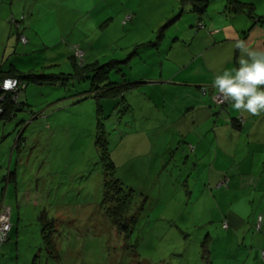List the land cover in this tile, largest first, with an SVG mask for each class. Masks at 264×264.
Listing matches in <instances>:
<instances>
[{
	"label": "rangeland",
	"instance_id": "obj_1",
	"mask_svg": "<svg viewBox=\"0 0 264 264\" xmlns=\"http://www.w3.org/2000/svg\"><path fill=\"white\" fill-rule=\"evenodd\" d=\"M223 2L210 0L208 11L219 9ZM186 6L180 0H0V68L5 70L13 64L19 73L57 75L55 85L27 83L19 100L29 105L36 117L31 120V114L17 113L16 118L1 120L0 136L6 132V138L14 140L19 125L24 127L30 121L22 134L26 143L18 146L23 153L20 155L17 151L13 157V165L18 161L23 173L18 183L19 189H23L17 200L30 202V206L37 202L31 211L37 209L38 215L45 210L54 221L55 254L58 255L49 257L41 239L36 240L38 246H29L35 243L31 237L35 226L32 224L28 226L29 239L20 242L23 249L25 244L29 248L27 257L22 250L17 260L15 252L12 259L6 257L3 263L264 264L261 257L264 139L256 143L260 144V150L254 149L249 159V148L253 149L251 140L244 137V141H238L235 162H244V179L251 180L244 191L236 192L233 201L221 197L219 207L213 211L207 197L210 194L205 182L208 176L201 175L206 158L196 160L188 144L180 143L184 137L176 136V129L173 136V129L166 122L152 127L155 116L165 120L175 112L170 113L169 106L164 109L159 104L157 108L154 102L143 101L142 95L137 96L141 100L135 103L137 89L127 93L132 100L129 113L120 114L117 110L112 113V109L105 120L109 146L114 149L118 164L116 176L130 196L127 216L137 213V222L129 229L128 236L110 223L105 204L102 205L104 186L99 148L95 144V103L91 97L80 100L74 97L78 92L89 91L93 73H88V78L74 73L71 48L78 45L85 53L87 64L124 60L135 50L140 35L149 32L150 27L161 23V28L167 31L165 43L177 32L176 27L181 30L187 25L194 13L188 9L189 4ZM206 12L202 18L207 17ZM135 13H138L136 21ZM169 13L176 21L172 28L164 20ZM126 15L130 18L124 26L122 21ZM11 16L17 20L24 16L19 32L27 40L25 45L17 40L16 27L8 22ZM216 16L231 20L233 15ZM235 22L239 23L240 19ZM157 35L158 30L154 37ZM181 78L179 75L177 79ZM121 79L114 71L109 74L111 82L121 83ZM125 79L132 80V75ZM215 94L212 96L217 101L223 99ZM215 118L219 127L225 120L229 121L223 114ZM135 131L143 133L137 143ZM156 134H160L157 142ZM211 139L208 136L204 141ZM216 148V167L219 171L229 170L234 161L224 159L222 146ZM228 149L233 151L230 146ZM150 154L154 156L152 169L146 168V159H143ZM141 156L138 167L135 157ZM143 197H148L147 202L137 212L136 206L142 203ZM211 213L212 219L208 216ZM223 221L227 222L226 229Z\"/></svg>",
	"mask_w": 264,
	"mask_h": 264
},
{
	"label": "crops",
	"instance_id": "obj_2",
	"mask_svg": "<svg viewBox=\"0 0 264 264\" xmlns=\"http://www.w3.org/2000/svg\"><path fill=\"white\" fill-rule=\"evenodd\" d=\"M223 1V6L218 7L219 9L213 8L210 12L208 9L206 10L208 18H202V15L199 17L194 13L189 23L186 22L187 25L183 26L181 30L176 27L177 32L165 43L167 31L161 28V23L150 27L151 30L141 34V37L135 42V48L143 47L144 49L137 56L135 55V66L133 65L131 69L132 78L146 82L139 85L137 90L138 96L142 95L143 101L147 103L154 102L157 108L159 104H162L164 109L169 106L170 113L175 112L173 116L168 114L165 120L155 116L156 119L152 127L158 123L161 126L162 121L166 122V126L173 129V132H171L173 136L176 129V136L184 137L185 140L182 142L186 143L187 140L188 146H192L190 152L196 160L206 158L204 166L201 168V171L204 170V174L201 175L208 176L205 182L210 194L207 197L213 211L219 207L221 197L233 201L232 197L238 194L236 192L244 191L248 187L246 183L251 180L246 181L244 179V162H235L237 158L234 154L237 151L238 141H244V137L251 140L250 146L253 149L248 146L249 155L247 158L249 159L251 157L250 153H253L254 149L260 150V144L256 145V143H260V140L264 139V115L253 116L246 112L237 111L229 103L228 115H226L229 117V121L225 120L222 126L219 127L217 117L215 118V108L211 100V96L215 92L213 81L215 75L222 73L223 70L238 67V59L241 53L235 48V44L238 41H243L250 49L264 50V22L253 23L245 12H241V16H235L237 14L234 12L232 4L228 0ZM237 1L252 4L255 15H264V0ZM186 4L188 3L185 2L187 8ZM188 9L191 11L190 5ZM227 13L233 15L231 20H227L228 17L216 16ZM171 14L169 13V16L164 18L165 21L168 20L167 27L173 26L176 22H171ZM137 17L138 13H135V21ZM237 18L240 19L239 23L235 22ZM200 21L203 24L202 27L199 26ZM157 30L158 34L161 31L163 35L159 42L158 40L155 41L158 42L156 48L152 40H154ZM163 75L167 77H163ZM179 75L183 78L177 79ZM140 100L139 97L138 101ZM240 115L243 117L244 122H236L237 127L231 125L230 118L235 119ZM149 126L151 127V123ZM222 133L223 135H221ZM208 136L212 137L211 141H204ZM159 137L160 134L155 135L156 142L159 141ZM140 140L138 133L135 134V143ZM254 141L255 145L252 144ZM12 144L11 138L2 140L0 138V162L3 164L0 167V203L3 201L11 206V220L17 226L18 234L16 237L20 241H26L29 239L28 229L23 224L38 226L39 223V218L34 219L33 216L37 213V209H33V215L31 211L37 205V202L32 207L30 202H18L17 200L23 188L19 189L14 185V187L12 186L7 169L8 164L10 169L13 165L14 153L11 158L9 157ZM216 146H222L221 155L225 160L234 161V164L228 168L229 170L219 171V168L216 167L218 158V148ZM229 146L232 147V152L228 149ZM243 149L244 144L240 151L242 152ZM172 150L173 148L170 151ZM176 155L177 152L173 157ZM144 158L146 159V168L152 169L154 156L150 154L143 156ZM141 159L142 156L135 157L136 166L140 167L138 162ZM193 166L196 169L195 163H193ZM229 174L232 175L229 187L221 189L218 185L219 180L223 175ZM3 189L5 191L4 198L1 193ZM14 201L16 202L14 203ZM214 204L216 206H213ZM208 216L211 217L210 219L214 218L213 213L208 214ZM227 218L229 220V216ZM21 224L22 227L20 228ZM35 226L33 232L39 229ZM16 249H18V252L21 250L20 246L18 248L16 246ZM13 250L14 245L7 247V256H11ZM205 258L204 256L203 259ZM0 264L5 263L0 262Z\"/></svg>",
	"mask_w": 264,
	"mask_h": 264
},
{
	"label": "trees",
	"instance_id": "obj_3",
	"mask_svg": "<svg viewBox=\"0 0 264 264\" xmlns=\"http://www.w3.org/2000/svg\"><path fill=\"white\" fill-rule=\"evenodd\" d=\"M229 3L232 4V8L236 14L245 12L252 20L253 23H259V22H264V15L258 16L255 15L254 10H253V5L252 4H247V3H242L237 0H228ZM181 3L187 2L191 6V12L199 15H203L208 7L209 0H180ZM127 17L130 18L129 15H126L124 20L122 21L123 25H126ZM128 18V19H129ZM175 19H172L171 22H174ZM24 21V16H21L18 20L15 19L14 17H10L8 19V22H10V25H14L16 27V30L18 31L17 34V40L21 42V44L25 45L27 43L26 38L19 32L21 29V23ZM199 26L202 27L203 24L200 21ZM163 35V32L159 31V34L157 35L158 37L154 38L152 42L154 43L155 47H158V42L161 39ZM24 37V41L21 40V37ZM158 40V42H155ZM143 47H138L135 48L134 51L130 52L126 59L124 60H111L108 63L104 65H99L97 61H93L91 63H85V53L81 50V48L77 46H73L71 48L72 50V55L71 61L73 66L76 68L75 72L76 75L80 74L81 78H85L93 73L92 76V81L90 84V89L89 91L86 92H78L74 94V97L83 99V98H90L94 101L95 103V116H96V135H95V144L99 148V161L102 166V174H103V198H102V205L105 204V210H106V217L110 221L112 225H114L119 232H122L124 236H128L129 229L134 227L135 223L137 222V213L135 212V216L128 217V210L131 205L130 201V196L127 195V191L123 189L122 182L118 177L116 176L117 169H118V164L117 161L114 158V149L110 148L109 146V141L107 138V133L105 130V120L115 111H119L120 114H127L131 110V104L132 100L130 99L129 95L127 93L133 91V89H137L139 85L143 84V81H137L134 78L132 80L130 79H125L128 75H132L133 73L131 72L132 66H135V55L137 56L138 53H141L143 50ZM77 52H80V55H77ZM137 61V60H136ZM132 64V65H131ZM128 66L126 70L124 67ZM114 71L115 73L119 74L121 76V83L118 82H111L109 81V74ZM126 71V72H125ZM128 74V75H127ZM61 76L65 75L63 73H60ZM69 78H73L72 75H67ZM57 75L52 74V75H37L32 73L24 74V73H19L17 71V68L12 64L9 65L7 69L3 70L0 68V83L7 78H15L19 81L18 83V88L17 90L19 92L13 93L10 91H0V121L1 120H8V119H13L16 118L17 113H27L31 114V120L36 117V115L29 109L30 106L27 105L24 102H21L19 100V96H22L24 94L25 88L27 87V83L33 82L38 85H43V84H50V85H55L54 80ZM130 80V81H127ZM146 83V82H145ZM136 90V91H137ZM217 91V89H215ZM216 93V92H214ZM84 96V97H83ZM138 91L135 92V103L138 101ZM211 100L213 103V106L215 108V115H228V102H224V104H217L215 103L213 96H211ZM26 106V109L24 108ZM136 106V104H135ZM112 113L110 114V111ZM107 111V112H106ZM143 121V120H142ZM231 125L237 127V123H243V117L240 115L237 118H230ZM235 121V122H234ZM237 122V123H236ZM30 121H27L25 126L28 125ZM20 128L18 130V134H16V138L12 140L13 144L10 147V158L12 154L15 152H19L18 146L19 143L21 145H25V141L23 138V132L25 129V126L19 125ZM23 127V128H22ZM2 128V127H1ZM3 131V130H2ZM6 132L3 133L2 136H0L1 140L2 139H7L6 138ZM138 133V136L142 139V132L140 131H135V134ZM183 141V140H182ZM180 143H183V142ZM187 143V142H186ZM184 143V144H186ZM189 145V144H188ZM179 147V146H178ZM192 146H188L189 151ZM183 148V147H180ZM21 153V154H20ZM22 151L19 152L20 155H22ZM126 158V157H124ZM123 162L124 159H122ZM3 164L0 162V167ZM7 166V165H4ZM20 164L18 161H16L15 165H10L8 164L7 169L10 177V182L12 186H16L17 188L20 187L18 184L22 180V175L23 173L21 172L19 168ZM10 169V170H9ZM232 175H223L222 178L219 180L218 185L221 189H227L229 187V181L231 179ZM13 186V187H14ZM131 191V190H130ZM2 197L4 198L5 191L4 189L2 190ZM142 203L140 202V205L136 206V211L142 210L144 208V203H146V199L148 197H143ZM115 204L114 207H110L111 204ZM121 204V205H118ZM8 207L10 209V227L9 230L6 233L5 240L0 244V262L3 263V260L6 257L13 258V255L16 252V255L14 256V259H18L19 257V252L18 249H16V246H20L21 250L20 252L25 251V258L27 257V252H28V247L27 244L25 249L20 245V241L16 235L17 233V226L13 224L11 220V206L4 203L1 201L0 203V212L4 210V208ZM33 207V206H32ZM33 215V211H32ZM34 219L37 217L39 218V223L38 226H35L36 228H39L38 231L33 232V235L31 237L35 241L33 245L31 246H38L36 240H42L44 243V251L49 255V257H56L58 254H55L57 252L56 248V242L54 238V221L50 220L45 212L42 211L38 215L34 214ZM225 221V220H224ZM223 221V222H224ZM222 222V223H223ZM33 223V222H32ZM35 223V222H34ZM227 222H224L222 226L224 227V224ZM26 226V229H28V226L30 224H23ZM22 227V224L20 225V228ZM225 228V227H224ZM258 228V225H257ZM226 229V228H225ZM29 231V229H28ZM29 238V237H28ZM20 241V242H19ZM202 244H205V240H203ZM14 245V250L11 256H7V247ZM205 246V245H204ZM12 248V247H11ZM209 248V247H208ZM207 248V249H208ZM11 250V249H10ZM41 250V248H40ZM208 250H211L209 248ZM264 250H261V253ZM18 264V261L15 263ZM26 264V263H25ZM34 264V262L32 263Z\"/></svg>",
	"mask_w": 264,
	"mask_h": 264
},
{
	"label": "clouds",
	"instance_id": "obj_4",
	"mask_svg": "<svg viewBox=\"0 0 264 264\" xmlns=\"http://www.w3.org/2000/svg\"><path fill=\"white\" fill-rule=\"evenodd\" d=\"M235 48L241 53L238 67L216 74L213 87L235 110L264 115V50L250 49L243 41H238ZM16 84L18 81L10 78L3 87L13 90Z\"/></svg>",
	"mask_w": 264,
	"mask_h": 264
},
{
	"label": "built area",
	"instance_id": "obj_5",
	"mask_svg": "<svg viewBox=\"0 0 264 264\" xmlns=\"http://www.w3.org/2000/svg\"><path fill=\"white\" fill-rule=\"evenodd\" d=\"M129 17H127L128 19ZM21 40L24 41V37H21ZM81 53L80 52H77V55H80ZM10 78H7V79H4L1 83H0V91H10V92H13V93H16L17 92V88H18V84H16L13 88V90H5L3 85H4V82L6 80H8ZM15 81H18L17 79L15 78H11ZM19 83V81H18ZM215 95H219V92L218 90L216 91V94ZM1 98V97H0ZM214 101L215 103L217 104H224V100H220V101H217L216 98H214ZM9 227H10V209L8 207L4 208V210H2L0 212V244L5 240V236H6V233L7 231L9 230ZM261 257L262 259H264V251H262L261 253Z\"/></svg>",
	"mask_w": 264,
	"mask_h": 264
}]
</instances>
